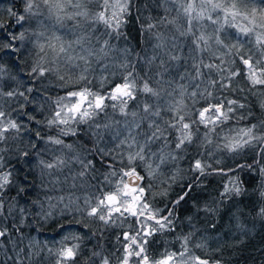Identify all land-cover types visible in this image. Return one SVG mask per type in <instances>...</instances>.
<instances>
[{"label": "snow or ice", "instance_id": "obj_1", "mask_svg": "<svg viewBox=\"0 0 264 264\" xmlns=\"http://www.w3.org/2000/svg\"><path fill=\"white\" fill-rule=\"evenodd\" d=\"M6 28L0 264H224L222 214L264 219V0H11Z\"/></svg>", "mask_w": 264, "mask_h": 264}, {"label": "trees", "instance_id": "obj_2", "mask_svg": "<svg viewBox=\"0 0 264 264\" xmlns=\"http://www.w3.org/2000/svg\"><path fill=\"white\" fill-rule=\"evenodd\" d=\"M10 3L11 0H0V7H7ZM16 6L19 7V4L17 3ZM4 19H7V17L5 16ZM139 27V22L133 19L125 29L129 45L137 50H139L142 42ZM8 31H12V28H6L3 31H0V42H7L5 33ZM228 31L231 40H227L226 42H232L235 40V37L232 36L234 30L229 29ZM120 43L123 44V41H120ZM0 55L4 56V62L6 64L12 66V60L14 57H12L11 54L0 53ZM13 71H16V69L13 68ZM29 111L31 112V109H29ZM227 165H230V162H226V166ZM182 167L187 168V164H183ZM187 175H190V173ZM243 178L245 181L249 180L247 175ZM220 182H222L220 177L210 176L203 182L206 185L205 188H197L190 194L188 200L183 202L176 210L181 217V222H183L184 217L190 215L194 211L192 208L193 202L201 204L216 195V190L219 188ZM254 186L255 181L248 185L249 188ZM180 191V186L174 185L169 196L163 200V203L160 202L159 198L157 203L162 207L167 203V200L175 199ZM255 199L256 197H253V200ZM245 204H249V202L246 200ZM242 207H244V205H242ZM244 211L245 215L241 217V220L246 226V230L243 231L237 229L236 221L230 219L227 212L223 213L219 218L216 231L220 234V238L218 242L213 243L211 247L215 249L218 246H223L222 253L216 258H222L224 264H264V219L256 216V213L251 209V206L245 207ZM202 216L203 214L201 213V219ZM184 230L187 229L185 228ZM118 231L119 230H117V232ZM115 234L116 233H113L111 236L106 234V238L109 241H114ZM32 235L37 236L40 240L48 241L49 244H52L56 239H59L58 233L53 225H45L41 232H33ZM157 239L159 240L160 237H157ZM92 243L95 242L93 241ZM88 247L91 248L92 244H89Z\"/></svg>", "mask_w": 264, "mask_h": 264}]
</instances>
